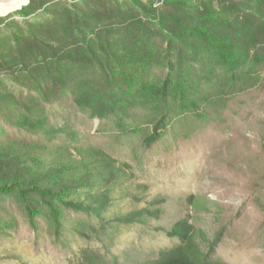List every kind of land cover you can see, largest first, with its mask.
Here are the masks:
<instances>
[{
  "label": "rangeland",
  "instance_id": "1",
  "mask_svg": "<svg viewBox=\"0 0 264 264\" xmlns=\"http://www.w3.org/2000/svg\"><path fill=\"white\" fill-rule=\"evenodd\" d=\"M16 11L0 15L6 20L1 26L25 19ZM123 37L116 33L113 53L126 50ZM139 45L132 52L144 57ZM165 46L159 38L149 42L152 61L146 67L152 74L164 70L156 56ZM186 54L191 64V48ZM193 65L188 88L196 85L193 97L200 108L180 109L171 101L162 110L170 118L151 145L146 137L155 128L153 113L164 106L160 95L150 98L154 84L140 86L144 96L138 90L129 94L126 85L111 93L101 74L89 72L73 77V91L50 98L5 79L0 145L17 137L48 144L51 151L60 144L100 147L120 168V179L110 185L114 201L103 213L64 207L60 230L42 198H34L39 210L34 225L24 199L0 193V264H90L85 251L102 255L104 264L151 262L181 243L168 233L181 219L208 234L213 247L204 246L214 261L264 264V66L256 73L257 84L221 98L219 84L227 82L230 70L217 65L211 75L199 63ZM91 80L97 89L87 87ZM88 97L103 100L104 109L98 113L94 104L80 105L78 100ZM33 118L48 122L52 133L34 129ZM147 206L159 208V216L127 223L115 219Z\"/></svg>",
  "mask_w": 264,
  "mask_h": 264
},
{
  "label": "trees",
  "instance_id": "2",
  "mask_svg": "<svg viewBox=\"0 0 264 264\" xmlns=\"http://www.w3.org/2000/svg\"><path fill=\"white\" fill-rule=\"evenodd\" d=\"M16 12L25 19L3 26L6 20H0V88H5V79H13L51 98L73 91V77L89 72L101 74L111 93L124 91L126 85L129 94L138 90L144 96L140 86L147 89L146 84H154L150 98L160 95L164 106L153 113L155 128L146 137L150 145L170 118L169 111L162 110L171 101L180 109L200 108L194 98L196 85L188 88L194 61L211 75L217 65L230 70L227 82L219 84L221 98L257 84L256 73L264 66V0H31ZM116 33L124 36L126 50L121 54L112 50ZM156 38L166 43L154 54L164 70L152 74L146 67L152 61L147 52ZM134 44H140L144 57L132 52ZM187 47L194 59L191 64L186 62ZM87 83L91 90L98 88L92 80ZM78 101L82 106L94 104L91 107L98 113L105 107L103 100L90 97ZM140 103L147 106L144 100ZM31 121L34 129L52 133L48 122ZM55 149L17 137L1 144L0 193L24 199L34 225L39 213L34 198H42L60 230L64 207L101 214L111 205L110 185H118L120 168L100 147L60 144ZM160 211L147 206L115 219L146 220L148 214L159 216ZM168 233L181 243L155 261L139 264H222L204 246L207 242L213 247L208 234L188 219L178 221ZM84 258L90 264L105 263L99 253L85 251Z\"/></svg>",
  "mask_w": 264,
  "mask_h": 264
},
{
  "label": "bare ground",
  "instance_id": "3",
  "mask_svg": "<svg viewBox=\"0 0 264 264\" xmlns=\"http://www.w3.org/2000/svg\"><path fill=\"white\" fill-rule=\"evenodd\" d=\"M29 0H0V15L21 9Z\"/></svg>",
  "mask_w": 264,
  "mask_h": 264
},
{
  "label": "water",
  "instance_id": "4",
  "mask_svg": "<svg viewBox=\"0 0 264 264\" xmlns=\"http://www.w3.org/2000/svg\"><path fill=\"white\" fill-rule=\"evenodd\" d=\"M31 0H29L28 4L30 3ZM27 5V4H26Z\"/></svg>",
  "mask_w": 264,
  "mask_h": 264
}]
</instances>
